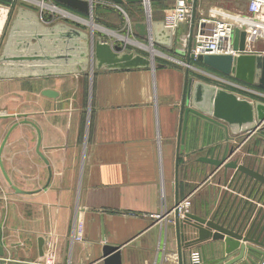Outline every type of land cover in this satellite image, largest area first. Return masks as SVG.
I'll return each mask as SVG.
<instances>
[{"label": "crops", "instance_id": "obj_1", "mask_svg": "<svg viewBox=\"0 0 264 264\" xmlns=\"http://www.w3.org/2000/svg\"><path fill=\"white\" fill-rule=\"evenodd\" d=\"M187 3H153L151 19L165 21L162 9L167 15ZM99 6L117 9L108 2L95 5ZM134 6L144 7L124 5ZM247 15L245 0H198L197 29L199 21L212 16L228 21ZM146 22L140 19L135 24ZM181 25L176 30L180 40L191 31V23ZM204 28L207 32L212 26ZM135 36L149 41L137 30ZM157 49L162 53L155 59V70H95L85 75L0 80V147L11 132L1 159L12 185L25 192H15L0 167V234L5 253L0 264H47L51 253H55L54 264H103L106 245L120 248L122 264H166L168 256L181 264L180 245L183 264L192 251L201 253L203 264L226 259L224 241L211 238L186 247L198 238V231L181 218L178 234L172 210L178 201L188 199L191 213L209 218L216 209V196L227 190L233 172L226 179L224 168L215 171L200 163V158L231 146L238 148L231 160L263 164L264 126L245 140L242 136L247 133L237 137L213 126L207 135L211 142L206 144L205 120L190 115L177 185L186 71L166 62L176 60L187 67V59L175 51ZM247 50L264 54V42L248 45ZM222 79L233 81L217 76V81L207 84L259 102L225 88ZM46 90L58 97L43 96ZM162 214L165 219H156ZM77 230L81 240L75 237ZM41 239L44 255L40 254Z\"/></svg>", "mask_w": 264, "mask_h": 264}, {"label": "water", "instance_id": "obj_2", "mask_svg": "<svg viewBox=\"0 0 264 264\" xmlns=\"http://www.w3.org/2000/svg\"><path fill=\"white\" fill-rule=\"evenodd\" d=\"M56 1L93 19L95 5L101 2L112 3L117 7L125 4H143L149 8L153 3L175 0ZM187 2L193 4V18L186 51L179 49L176 45L181 41L179 37L177 38L176 30L166 26L164 21L153 22L151 14L146 23L134 25V29L143 38H147L152 47L175 51L177 55L185 56L187 59L188 70L185 76L176 154L177 185L179 162L185 151V137L190 115L205 120L206 144L211 142L207 140V135H211L213 126L223 127L237 137L243 133L250 135L264 126L263 102H253L219 87L195 82L189 74L192 63L197 62L224 77L234 78L264 91V54L248 53L247 33L237 28L234 38L236 56L200 55L195 57L192 51L196 47L194 37L198 31L196 23L198 0H187ZM183 26L180 24L179 28ZM178 35L180 36V33ZM151 69L155 70L153 57L147 58L135 52H127L122 47L105 40H95L94 31L87 33L67 23L46 26L36 12L27 8L18 10L0 56V80L85 75L88 72L93 74L95 70ZM43 96L55 99L58 94L46 90ZM37 131L40 148L41 134L39 130ZM10 133L0 147V167L15 192L23 194L25 192L12 185L1 159ZM229 136L228 139L232 140ZM237 150L238 148H231V146L225 147L224 150L214 149L200 158V163L213 167L215 171L224 168L226 179L230 172H233V175L227 190L216 196L214 201L216 209L212 211L209 218H203L191 212L185 214L184 223L198 231V238L187 243L186 247L212 238L214 241L225 242L227 257L219 264H262L264 261V163H260L259 160H252L250 163H241L238 159L231 160ZM180 203L181 201H178L174 209L178 208ZM174 212L179 234L181 217L177 210ZM39 248L40 254L44 255L42 239L39 241ZM179 255L180 263L183 264L184 253L181 245ZM4 256L0 234V258ZM103 258V264H122L119 247L106 245Z\"/></svg>", "mask_w": 264, "mask_h": 264}, {"label": "built area", "instance_id": "obj_3", "mask_svg": "<svg viewBox=\"0 0 264 264\" xmlns=\"http://www.w3.org/2000/svg\"><path fill=\"white\" fill-rule=\"evenodd\" d=\"M29 5L39 6L38 15L44 24L52 26L57 21H62L67 24L79 23L83 18L79 15L81 13L72 10L64 5L59 4L56 0H21ZM89 1V0H81ZM248 3V15L237 16L231 20H223L217 17L205 18L199 21L198 31L195 35L196 47L193 49L195 57L200 55H232L236 56L234 50L235 30L240 28L247 33V47L258 42H264V0H245ZM31 7V6H30ZM193 18V4H181L174 7L168 12L165 18V24L168 27L177 30L181 23H191ZM58 23V22H57ZM210 25V31L205 30L204 26ZM190 38V33L186 37ZM248 52V50H247ZM249 53V52H248ZM225 85L237 89L242 92L259 94L264 98V93L248 86L237 84L233 81L220 80ZM260 130V129H259ZM251 135V134H250ZM250 135L248 133L243 136L244 140ZM192 208L191 201L186 199L181 201L178 208L173 209L178 211L179 216L184 218L185 214L190 212ZM175 214V212H174ZM156 219H165V214L156 216ZM75 237L81 240V232L77 230ZM55 253H51L47 264L55 263ZM166 264H178L177 260L171 256L166 257ZM187 264H203V258L199 251H192L189 255ZM264 264V261L263 263Z\"/></svg>", "mask_w": 264, "mask_h": 264}, {"label": "rangeland", "instance_id": "obj_4", "mask_svg": "<svg viewBox=\"0 0 264 264\" xmlns=\"http://www.w3.org/2000/svg\"><path fill=\"white\" fill-rule=\"evenodd\" d=\"M31 6V7H30ZM20 8H27L33 10L34 12L38 13L39 6L37 5H29L21 0H0V56L2 55L4 46L6 44L9 31L11 26L14 22V19L18 13ZM98 8V7H97ZM94 8L93 19L90 16H82L83 21L79 23H72L70 26L76 27L80 30H83L87 33L94 31L95 40L101 39L108 41L109 43L122 47L127 52L135 51L140 54L147 55L149 57H153L154 59L158 58L160 52L158 51L157 47L150 44V42H142L135 36V21L140 19H148L149 15L152 16V5L147 8L146 6H134L130 9L124 6L117 7V9H105L101 6L97 9ZM166 11V10H165ZM164 16H166L165 12L162 9ZM165 18V17H164ZM42 22V21H41ZM58 23H65L62 21H57ZM56 22V24H58ZM95 25V28L90 25V23ZM44 24V22H42ZM89 23V24H88ZM137 24V23H136ZM46 25V24H45ZM49 26V25H46ZM53 26V25H52ZM105 30V31H103ZM152 48V50H151ZM176 62V63H175ZM171 68L180 69V72L187 71L188 68L186 65L178 63L176 60L172 62H166ZM178 64V65H177ZM207 68V67H206ZM212 69L207 68V70L198 67V65L193 64L191 65V69L189 70L190 77L194 79L196 82H203V83H214L215 77L222 76L217 72L211 73ZM87 74H92L88 72ZM219 78V77H218ZM231 78V77H230ZM233 82L237 84H242L248 86L249 88H254L259 90V92H263L262 90L258 89L256 86H251L236 79L232 78ZM225 88L232 89L221 82ZM89 88L90 84H87V97L89 96ZM235 91L249 96L254 100H258L259 102L264 103V98L261 97L259 94H250L247 92H242L237 89Z\"/></svg>", "mask_w": 264, "mask_h": 264}, {"label": "bare ground", "instance_id": "obj_5", "mask_svg": "<svg viewBox=\"0 0 264 264\" xmlns=\"http://www.w3.org/2000/svg\"><path fill=\"white\" fill-rule=\"evenodd\" d=\"M89 23H90V22H89ZM89 23H88V24H89ZM90 25L93 26V27L95 28V25H93V24H91V23H90ZM103 31H105V30H103ZM186 37H187V36L182 35L181 41H180V43H179V46H180V49H181V50L184 49L183 46H185V44H186V40H187ZM151 50H152V48H151ZM152 51H153V50H152Z\"/></svg>", "mask_w": 264, "mask_h": 264}, {"label": "trees", "instance_id": "obj_6", "mask_svg": "<svg viewBox=\"0 0 264 264\" xmlns=\"http://www.w3.org/2000/svg\"><path fill=\"white\" fill-rule=\"evenodd\" d=\"M56 2H57V1H56ZM125 5H126V4H125ZM129 5H135V4H129ZM122 6H124V5H122ZM99 7H100V6H99ZM99 7H98V8H99ZM98 8H97V9H98Z\"/></svg>", "mask_w": 264, "mask_h": 264}]
</instances>
